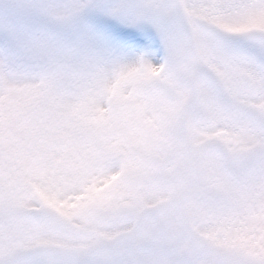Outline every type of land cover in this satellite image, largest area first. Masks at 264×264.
Segmentation results:
<instances>
[{
  "label": "snow or ice",
  "instance_id": "6c2138e0",
  "mask_svg": "<svg viewBox=\"0 0 264 264\" xmlns=\"http://www.w3.org/2000/svg\"><path fill=\"white\" fill-rule=\"evenodd\" d=\"M0 264H264V0H0Z\"/></svg>",
  "mask_w": 264,
  "mask_h": 264
}]
</instances>
